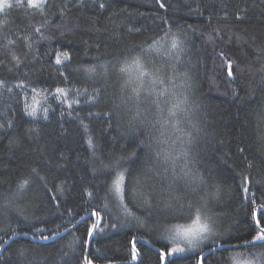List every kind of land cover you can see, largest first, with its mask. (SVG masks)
Instances as JSON below:
<instances>
[{
  "label": "trees",
  "instance_id": "trees-1",
  "mask_svg": "<svg viewBox=\"0 0 264 264\" xmlns=\"http://www.w3.org/2000/svg\"><path fill=\"white\" fill-rule=\"evenodd\" d=\"M17 2L24 6L15 7ZM9 3L14 6L0 12V264H83L85 255L93 264H161L158 250L169 243L165 227L177 222L163 204L170 193L184 200L189 189L183 180L169 189L170 167L165 175V165L148 158L150 150L140 145L153 143L154 150V137H171L162 147L179 152L189 145L172 141L179 136L188 141L185 133L193 140L190 166L206 181L201 195L222 242L214 254L203 247L209 264H264V243H251L252 193L257 209L264 203V139L258 131L264 129L259 119L264 114V0H48L43 14L26 0ZM168 28L185 40L184 51L169 60L149 52L145 59L149 68L175 64V99L187 100L180 113L184 133L165 129L160 136V125L152 126L155 106L141 105L147 119L139 124L126 107L114 105L130 87L118 71L120 62L141 46L147 49ZM63 52L69 59L61 55L56 64ZM226 60L233 62L235 78L227 76ZM90 67L95 71L86 72ZM128 72L137 75L135 67ZM33 107L36 113L30 115ZM89 137L105 163L135 151L137 157L121 161L124 168L142 179L149 168L155 170L144 192L160 208L146 210L139 197L133 202V211L151 230L116 210L105 211L102 197L111 177L96 170L98 162L94 169ZM33 168L46 176L48 188L61 190L46 191L34 177L20 190ZM94 207L107 226L89 238ZM179 222L185 223L183 217ZM198 258L185 252L170 259L197 264Z\"/></svg>",
  "mask_w": 264,
  "mask_h": 264
},
{
  "label": "snow or ice",
  "instance_id": "snow-or-ice-1",
  "mask_svg": "<svg viewBox=\"0 0 264 264\" xmlns=\"http://www.w3.org/2000/svg\"><path fill=\"white\" fill-rule=\"evenodd\" d=\"M82 2L83 0H80V3ZM47 3L48 0H27V7L37 9L43 14ZM13 6L12 3H9V0H0V12H3L6 8H12ZM22 6L24 5L20 2H17L15 5V7ZM99 7L104 8L105 5L101 3ZM160 7L163 8L164 4L161 3ZM237 19H240V17H237ZM161 31L163 35L160 36L158 40L154 39L147 49L141 46L140 52L137 55L126 57L120 62L118 71L127 77L124 81V85L130 87L129 94L127 96H122L120 103L115 104L114 108L120 109L121 107H126L127 111L132 113L130 120L132 122L138 121L139 124H143L147 119V110L143 109L141 105L147 102L155 106L158 118L152 126L156 127L157 124L160 125L157 130L160 132V136H164L165 129H170L173 135L176 133H184V129L181 127L182 121L180 119V113L183 111L181 105L185 103L187 97H184L182 100L175 99L177 96L176 80L178 79L175 64H162L159 67L154 66L153 68L148 67L149 61H147L145 57L149 52H155L158 56H162L164 60H169L184 51L185 40L182 39L181 36L173 33L171 28L166 30L161 29ZM35 32L40 34L41 28H35ZM13 43L14 41L12 40L8 41V44ZM28 47H31V44H29ZM129 51L131 52L132 50ZM61 55L64 60L69 59L68 53L63 52L56 56V64H61ZM13 59L17 60L19 63L15 55H13ZM225 62L227 64V76L235 78L232 71L233 62L230 60H226ZM151 63L155 65V59H152ZM130 67H135L137 70V75L134 78L128 72ZM169 70L171 74H169ZM85 71L91 73L95 71V68H86ZM183 75L187 76V73L185 72ZM182 86L183 85H181V87ZM20 87H24V85H20ZM32 91L36 92V89L33 88ZM57 93L66 95L64 90L60 88H57ZM130 104L132 107H127ZM163 105L168 106L165 108ZM133 108L135 109L134 112L132 111ZM45 111L47 110L45 109ZM35 113L36 108L33 107L29 114L35 115ZM259 119L264 120V114H261ZM193 127L195 126L193 125ZM258 131H260L261 139H264V129H258ZM185 135L189 137L186 142L183 136H179L176 140L172 141L173 143H187L189 145L187 148H181L179 152L162 147V145L171 140V137L167 139L154 137L156 144L154 150L153 143L145 144L141 142L140 145L141 149L146 147L150 150L148 158L154 157L159 164L165 165L163 169L165 175L169 173L170 167L172 183L169 184V189H172L173 184L178 180L185 181V185L189 189V195L186 196L184 200H179L170 193L168 199L163 204L165 209L172 212L171 219L177 222L171 223L169 227H165V238L169 243L162 245L158 250L161 264H173L170 258L185 252H196L199 257L197 264H209L207 255L203 253V247H208L209 252L214 254L218 244L222 246V242H220L218 234L213 226V218L206 211L208 201L204 195H201L206 181L203 176L199 175L198 172L190 166L193 159L190 156V146L193 143L191 133H185ZM88 145L93 150L94 159L92 163L94 169H96L98 162L100 167L96 170H106L107 174L111 177L110 182L108 180L105 182L106 192L104 197H102V200L105 201V211L112 212L116 210L124 217L137 220L141 223V226L151 230V225H146L144 221L141 220V217L137 216L133 211V202L139 197L142 199V203L146 210L160 208V204L157 203L153 205L152 201L144 192V186L147 182L148 175L152 174L155 170L149 168L142 179L139 174L133 175L129 169L124 168L121 164V161L128 160L131 157H137V152H132L131 157L127 154H122L120 157L116 158L114 162L110 160L108 163H105L101 157L96 155V145L91 137L88 139ZM239 151L243 152L244 149L240 148ZM178 162H182L179 164V171H177ZM33 177L42 182L46 191L59 192L61 190L59 187L48 188L46 176L41 175L39 170L35 168L32 169V176L25 178L23 182L19 184V189L24 190L28 187L33 182ZM248 182V177L243 176L241 186L245 194H248L250 191L246 186ZM154 187L155 185H153V188ZM91 195L92 193H89V196ZM52 199H57V197L54 195ZM252 203L254 206L252 219L254 222L255 235L251 243H264V203H261L257 209L255 193H252ZM185 210H187V215H184ZM148 215L152 216V211H148ZM91 217H95V220L87 227L86 231L89 238H92L97 232L104 231V228L107 226L102 223L104 216L101 215L98 208H92V211L89 213V219H91ZM181 217H183L185 223L179 222ZM57 227L59 228L60 225H57ZM111 227L115 228L116 225L112 224ZM39 231L42 232L43 229H39ZM45 239H48V237H45ZM133 240L132 259L135 260L139 254L136 250L135 238H133ZM83 264H93V260L85 255L83 256Z\"/></svg>",
  "mask_w": 264,
  "mask_h": 264
},
{
  "label": "rangeland",
  "instance_id": "rangeland-1",
  "mask_svg": "<svg viewBox=\"0 0 264 264\" xmlns=\"http://www.w3.org/2000/svg\"><path fill=\"white\" fill-rule=\"evenodd\" d=\"M9 1H11V0H9ZM12 1H22V0H12ZM26 2H27V0H26ZM237 264H242V263H237Z\"/></svg>",
  "mask_w": 264,
  "mask_h": 264
}]
</instances>
